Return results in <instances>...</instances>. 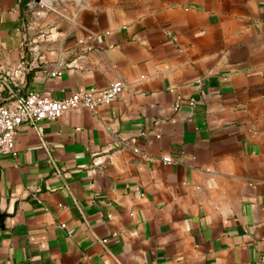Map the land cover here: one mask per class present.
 <instances>
[{
  "label": "crops",
  "instance_id": "0c3cea01",
  "mask_svg": "<svg viewBox=\"0 0 264 264\" xmlns=\"http://www.w3.org/2000/svg\"><path fill=\"white\" fill-rule=\"evenodd\" d=\"M115 81L0 156V264H264V0H0V105Z\"/></svg>",
  "mask_w": 264,
  "mask_h": 264
},
{
  "label": "built area",
  "instance_id": "2783aa9c",
  "mask_svg": "<svg viewBox=\"0 0 264 264\" xmlns=\"http://www.w3.org/2000/svg\"><path fill=\"white\" fill-rule=\"evenodd\" d=\"M123 86L115 81L105 89H86L63 99H52L45 94L28 92L15 101L0 105V156H16L15 139L19 127L41 121H56L71 110L86 109L96 113L101 106L115 101ZM163 163L171 162L169 158Z\"/></svg>",
  "mask_w": 264,
  "mask_h": 264
},
{
  "label": "water",
  "instance_id": "95a60500",
  "mask_svg": "<svg viewBox=\"0 0 264 264\" xmlns=\"http://www.w3.org/2000/svg\"><path fill=\"white\" fill-rule=\"evenodd\" d=\"M41 1H54V0H35L36 3H39ZM0 219H1V217H0Z\"/></svg>",
  "mask_w": 264,
  "mask_h": 264
},
{
  "label": "trees",
  "instance_id": "16d2710c",
  "mask_svg": "<svg viewBox=\"0 0 264 264\" xmlns=\"http://www.w3.org/2000/svg\"><path fill=\"white\" fill-rule=\"evenodd\" d=\"M25 2L29 1V0H24Z\"/></svg>",
  "mask_w": 264,
  "mask_h": 264
}]
</instances>
